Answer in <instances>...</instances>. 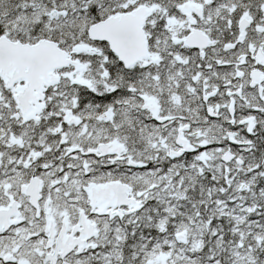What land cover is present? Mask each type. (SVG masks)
<instances>
[{
  "label": "snow or ice",
  "instance_id": "snow-or-ice-1",
  "mask_svg": "<svg viewBox=\"0 0 264 264\" xmlns=\"http://www.w3.org/2000/svg\"><path fill=\"white\" fill-rule=\"evenodd\" d=\"M0 264H264V0H0Z\"/></svg>",
  "mask_w": 264,
  "mask_h": 264
}]
</instances>
